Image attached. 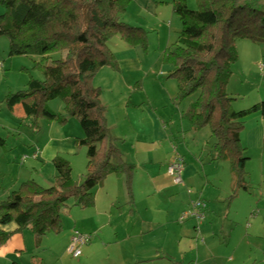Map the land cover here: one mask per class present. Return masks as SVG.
Here are the masks:
<instances>
[{"label": "trees", "instance_id": "obj_1", "mask_svg": "<svg viewBox=\"0 0 264 264\" xmlns=\"http://www.w3.org/2000/svg\"><path fill=\"white\" fill-rule=\"evenodd\" d=\"M190 9L187 0H175L173 12L181 30L164 62L173 68L168 77L177 84L176 100L181 102L197 93L182 112L189 130L208 127L214 160L227 162L233 175L234 191L245 188L246 157L240 140L244 121L258 113L264 119V100L239 111L232 108L226 92L231 67L237 60L235 41L248 38L264 44V0H196ZM131 0H0V35L9 40V57L37 56L51 63H37L43 79H30L24 90L9 93L5 104L20 105L25 119L42 117L60 124L66 118L53 112L47 103L63 102L69 117H75L83 132L75 143L86 148L83 180L75 182L69 161L52 159L55 185L43 187L27 180L0 199V245L11 233L1 226L13 223L16 231L29 229L38 245L43 236L60 230V212L68 200L76 206L94 205V191L108 176L124 180L132 198L135 166L127 163L107 128L106 108L101 89L93 84L96 73L109 67L118 70L108 43L118 34L130 46H145L142 28L122 21ZM49 62V61H48ZM5 140L0 137V147ZM264 148V140H263ZM11 264H18L12 262Z\"/></svg>", "mask_w": 264, "mask_h": 264}, {"label": "rangeland", "instance_id": "obj_2", "mask_svg": "<svg viewBox=\"0 0 264 264\" xmlns=\"http://www.w3.org/2000/svg\"><path fill=\"white\" fill-rule=\"evenodd\" d=\"M135 6L136 3L131 0L122 21L140 27L147 32L146 45L130 46L118 34H115L110 39L108 46L117 62L119 59L129 57L140 63L141 68L138 71H132V73L131 71L120 72L119 67L118 70H113L116 74L118 73L121 82H116L117 85L111 90L110 85L107 84L111 80L102 81L101 85V78H98L100 75H104L107 70L105 76H109L112 74V69L109 67L108 69H100L93 79V84L101 89V94H104L105 97L111 96V92H125L124 85H127L128 82L124 78L129 77H134L130 91L138 89L137 81L141 77L147 76L144 79L145 90L156 94L159 92L157 83L168 79V74L173 68L164 62V54L166 50L172 48L178 38L181 30L180 19L175 15L177 22L170 26V17L162 20L146 12H138ZM187 6L193 10L197 9V1L187 0ZM170 10H173L172 6ZM3 13L4 8L0 5V15ZM235 46L237 60L231 67L232 74L226 86V92L233 99L232 108L239 111L264 100V44L248 38H238L235 41ZM8 51L9 40L6 36L0 35V137L6 142L7 153L5 154L10 162L15 163L0 167V179H4V183L7 184L13 182L20 174L22 180L15 189L28 179H33L46 188L54 186L55 171L53 165L43 157L39 159L32 152L35 149L38 150L36 153L38 154L39 148L37 147L45 143L49 155H58L69 161L74 181L77 183L82 181L87 161L86 148L78 146L75 141L77 138L83 137V132L78 120L66 114L63 102L60 99H54L48 102L47 106L53 112L66 118L64 124L38 117L35 125H33V121L20 116L22 115L20 105L9 108L4 101L9 93L24 90L30 79H43L37 63L43 61V64H50L51 59H59L62 53H52L48 62L37 56L9 57ZM261 66H263L262 70L260 69ZM171 80L174 79L171 78ZM196 97L197 93L182 100L184 108L188 102L194 101ZM116 108L113 102H110L108 109L106 108L105 118L108 119V125L111 115L119 113ZM256 125L264 126V119L258 113L250 114L246 117L240 132V140L245 149L243 155L247 158L244 168V184L247 189L230 190L228 169L221 173L222 182L219 186V194L222 199L218 202L211 200V204L223 208L224 212L218 220V227L215 228L213 235L210 234V237H206L201 232L199 240L195 243L193 236H188L181 229V226L188 223L185 220V222L180 221L179 217L183 213L174 219L176 226L166 223L168 218L165 215L168 216L169 214L174 217L176 209L174 199L167 192H161L154 200L156 203L155 210L160 211L156 212L154 219L159 221V225L162 223L164 225L152 230H149L145 225V222L152 217L151 212H146L144 209H140L136 215L130 217L128 208L120 201L114 205L107 216L95 217L90 209L76 206L71 199L66 202L67 206L60 212V230L47 233L37 246L34 243L35 237L29 229L7 231L11 235L2 245L18 236L19 242L24 247L23 254L25 257L29 259L34 257V260L40 264H264V157L260 156L263 150L246 148L244 143V141L246 142L245 135ZM114 133L117 132L113 130L112 134ZM194 134L196 141L201 144L207 143L202 156L205 162L207 153L211 151L213 138L208 127ZM192 142L194 140H186L187 145ZM226 164L227 168L228 163ZM12 167L14 175L11 177L8 172L12 170ZM34 168L36 172L33 171ZM124 193L127 195L126 189ZM229 204L231 207L230 215L236 221H242V230L239 227L233 230L230 238L231 243L229 232L230 228L233 227L226 225L228 218H225V211ZM137 220L144 221V230H142L140 223L135 222ZM97 221L100 223L98 230L95 229ZM206 222L209 226L210 222L207 220ZM85 224L86 226L94 224V228L90 227L91 230H88L87 233L83 232L81 227ZM101 224H103L102 227ZM10 225L7 224L3 227L7 229ZM131 225L134 226L135 237L129 241H123L121 239L122 234L125 230H130ZM223 229L225 231L220 232ZM74 230L84 234L89 232L93 236L95 233H100L102 243L92 245L82 256L73 257L68 254L67 249L70 235ZM192 232H194L193 228ZM115 235L118 239L114 238ZM205 237L203 242L202 239ZM170 238L172 239L170 240ZM91 243H93V239ZM198 244L203 247H198ZM136 249L141 251L144 257L138 262H136L133 252ZM157 249L158 255H156ZM235 249L236 254L234 256L232 252Z\"/></svg>", "mask_w": 264, "mask_h": 264}, {"label": "crops", "instance_id": "obj_3", "mask_svg": "<svg viewBox=\"0 0 264 264\" xmlns=\"http://www.w3.org/2000/svg\"><path fill=\"white\" fill-rule=\"evenodd\" d=\"M174 1L175 0H133V3H136L135 7L140 13L146 12L162 20L170 17V26H172L173 23L177 22V15L175 16L173 10H170L171 6L173 9ZM118 63L120 72L131 71L132 73V71H138L141 68L140 63L129 57L119 59L117 64ZM104 68L108 69V67ZM106 72H108V70L104 72V75H100L98 79L101 78V85L102 81L111 80L107 83L110 85L109 88L111 90V88L117 85L116 82H121V79L118 73L116 74L113 70L111 72L112 74L109 76H105ZM146 77H141L137 81L138 89L131 91L130 87L134 77L124 78L128 82L127 85H124L126 89L125 92H111V96L108 97L101 94L100 97L101 104L105 108L108 109L110 102H113L117 107L116 110H119L118 114L111 115L109 125L108 119H105L107 126H110L108 127L109 131H111L110 135L116 147L120 150L124 160L135 166L132 179V198L130 199L129 196L124 193L125 184L123 178L111 174L96 187L94 191V205L87 209H90L95 217H105L110 214L115 204L122 201L124 206L128 208L130 217L136 215L140 209L151 212L152 217H150L149 221L145 222V225L149 230H152L164 225V223L159 225V221L154 219L156 212H160L155 210L156 203H154L158 194L167 192L172 199H174L173 202L176 209L174 217L169 214L168 216L167 214L165 215L168 218V221L166 222L165 220V222L171 223L173 226H176L174 219L189 208L190 202L193 199L199 198L207 205L204 211V219L199 223L195 219H186L185 221L188 223L181 226V229H183L188 236H193L192 238L195 239L196 243L201 236V232H203L206 237H210V234L213 235L215 228L218 227V220L222 216L224 210L223 208L212 205L211 200H214L213 202H218L222 199L219 194V186L222 182L221 173L226 171L225 169L229 171V189L234 191L233 175L231 174L229 165L226 168L227 162L214 160L212 147L211 151L207 153V159L205 162L203 161L202 156L207 147V143L204 142L201 144L196 141L195 132L189 130L187 123L182 119V112L191 102H188V105H185L184 108L182 102L176 100L177 84L175 80L168 78L162 82H158L157 88L159 92L154 94L145 90L144 79ZM20 116L24 118L23 113ZM113 130L117 133L112 134ZM188 137L191 138L190 140H194V142L187 145L186 140L190 141ZM245 140L246 142L244 141V143L246 148H260L264 151V126L256 125L251 128L245 135ZM178 144L180 145L178 146ZM5 146L0 147L1 168L4 165L15 164L10 162L8 156L5 154L7 153ZM37 148H39L38 154H36L38 150L36 151L35 149L32 151L33 154L39 159L42 157L47 159L51 164L52 159L58 156L49 155L45 143ZM263 151L260 155L262 158L264 157ZM175 154L180 155L184 160V170L182 174L183 183L179 185L174 184L166 172L167 164ZM23 164L22 166H24ZM13 167L12 170L8 172L11 177L14 175ZM33 171L36 172V169L34 168ZM0 180V199H3L16 188L22 178L19 174L13 182L7 184L4 183V179L1 178ZM246 189L245 186L244 190ZM230 208L229 204L225 211L226 214H224L225 218L229 219H226V225L233 227L232 229L230 228L229 232V240L231 243L230 238L233 230L238 227L242 230V221H236L230 215ZM206 220L210 222L209 226ZM135 222L137 224L140 223L142 230H144V221L137 220ZM179 224L181 225V222H179ZM93 225L86 226L85 224L81 227L82 231L87 233L88 230H91L90 227L94 228ZM99 225L100 223L97 221L96 230H98ZM102 226L103 224H101V227ZM129 228L130 230L127 229L122 234L123 237L121 239L123 241H129L135 237L134 226L131 225ZM192 228L194 232H192ZM1 229L4 231H16V226L11 223L7 229L3 226H1ZM222 231L224 232L225 230H220V232ZM88 234L91 236V239L87 244L81 247V254L79 256L85 254L86 250L90 249L92 245L102 243V235L100 233H95L94 236L92 233L88 232ZM206 237L202 239L203 242ZM114 238L118 239L116 235ZM92 239L93 243H91ZM171 239L172 238H170V240ZM34 243L36 242L34 241ZM198 247L203 246L198 244ZM133 252L136 262L144 258L141 251L136 249ZM23 253L24 247L19 242L18 236H15L13 240L7 244L0 245V264H11L12 262L18 264H40L38 261L34 260V257L31 256L32 259H29L25 257ZM158 254L157 249L156 255ZM232 254L235 256L236 249Z\"/></svg>", "mask_w": 264, "mask_h": 264}, {"label": "built area", "instance_id": "obj_4", "mask_svg": "<svg viewBox=\"0 0 264 264\" xmlns=\"http://www.w3.org/2000/svg\"><path fill=\"white\" fill-rule=\"evenodd\" d=\"M263 69V66L260 67ZM183 170H184V160L183 158L175 154L167 164L166 172L171 178L172 182L176 185L183 183ZM207 205L201 199H195L190 202L189 208L183 212L180 217V221L186 219H195L198 223L204 219V211L206 210ZM91 239L89 234H84L78 230H74L71 234L69 246L67 249L68 254L73 257H78L81 254V247L87 244Z\"/></svg>", "mask_w": 264, "mask_h": 264}]
</instances>
